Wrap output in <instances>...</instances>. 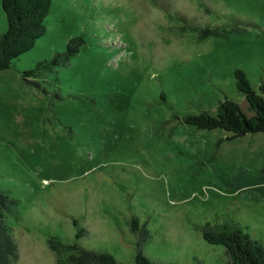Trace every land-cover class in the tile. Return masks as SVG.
Instances as JSON below:
<instances>
[{
	"label": "rangeland",
	"instance_id": "1",
	"mask_svg": "<svg viewBox=\"0 0 264 264\" xmlns=\"http://www.w3.org/2000/svg\"><path fill=\"white\" fill-rule=\"evenodd\" d=\"M47 27L0 71V218L16 264H57L51 238L123 264L139 244L156 264H230L197 229L207 223L239 224L264 246V134L166 122L242 104L237 69L259 91L264 0H53ZM77 36L68 64L23 79Z\"/></svg>",
	"mask_w": 264,
	"mask_h": 264
},
{
	"label": "trees",
	"instance_id": "2",
	"mask_svg": "<svg viewBox=\"0 0 264 264\" xmlns=\"http://www.w3.org/2000/svg\"><path fill=\"white\" fill-rule=\"evenodd\" d=\"M52 7L53 0L2 1L8 27L0 35V71L10 70L15 61L31 52L37 42L47 34V18ZM84 44L82 37H73L68 41L64 52L37 62L32 69L23 72V79L51 73L54 67L68 64L71 57L78 54ZM235 84L237 90L245 96L242 104L226 98L218 103L215 114L205 110L198 114L174 115L166 122L190 125L197 130L221 129L230 133L229 140L248 134H264V83L259 87V91H256L246 72L237 69ZM220 143L221 141L217 146ZM197 229L206 242L225 248L230 264H264V246L241 225L207 223ZM131 230L133 233L143 235L145 240L148 237L146 227L141 226L140 220L136 217L132 219ZM85 233V230L80 229L76 239H80ZM49 249L55 255L57 264H123L111 253L86 249L76 241L66 244L51 238ZM19 257V249L10 228L0 218V264H16ZM135 264H156L144 254L142 244L138 245Z\"/></svg>",
	"mask_w": 264,
	"mask_h": 264
}]
</instances>
